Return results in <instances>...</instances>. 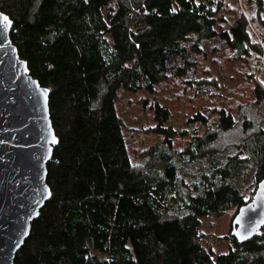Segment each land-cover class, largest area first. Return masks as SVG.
<instances>
[{
  "label": "trees",
  "instance_id": "trees-1",
  "mask_svg": "<svg viewBox=\"0 0 264 264\" xmlns=\"http://www.w3.org/2000/svg\"><path fill=\"white\" fill-rule=\"evenodd\" d=\"M224 6L221 0H0L20 58L50 90L58 137L47 162L51 197L14 264H264V227L244 243L229 234L224 251L205 245L201 232L204 217L235 207L234 217L251 200L254 193L246 197L238 177L252 171L256 181L264 179L262 1H241L258 34L240 9L223 28ZM216 40L232 57L251 61L252 74L261 63L263 81L253 82L255 108L245 107L236 119L224 100L194 113L190 134L174 124L158 85L171 79L184 89L196 85L202 50ZM122 93L147 94L136 100L150 114L143 132L156 139L145 170H137L129 150ZM251 111L260 114L258 122L249 119ZM240 123L243 137L225 145L222 135ZM179 137L190 138L181 151Z\"/></svg>",
  "mask_w": 264,
  "mask_h": 264
},
{
  "label": "water",
  "instance_id": "water-1",
  "mask_svg": "<svg viewBox=\"0 0 264 264\" xmlns=\"http://www.w3.org/2000/svg\"><path fill=\"white\" fill-rule=\"evenodd\" d=\"M12 27L13 21L0 10V264H14L31 222L51 197L47 162L58 145L49 113L50 90L29 73L11 41ZM263 227L264 179L257 182L251 200L237 209L230 234L244 243Z\"/></svg>",
  "mask_w": 264,
  "mask_h": 264
},
{
  "label": "rangeland",
  "instance_id": "rangeland-1",
  "mask_svg": "<svg viewBox=\"0 0 264 264\" xmlns=\"http://www.w3.org/2000/svg\"><path fill=\"white\" fill-rule=\"evenodd\" d=\"M215 1V0H214ZM242 0H221L224 4L222 16L225 22L221 24L226 28L228 23L232 21V16L237 9H240L243 16L250 24L252 30L258 34L255 27L256 19H250L248 12L241 6ZM219 12V11H218ZM252 14L253 11L249 10ZM219 21H218V24ZM258 27V26H257ZM207 48L202 50L203 66L198 73V81L196 85L189 89L182 87V81L169 80L165 84L158 85V98L162 104L168 106L171 110V117L174 124L179 125L180 128L186 130L190 134L195 130V126L189 123V118L197 111L204 112L215 106L225 103L231 108L232 113L236 114V119L245 107L255 108L250 102L254 100L252 92L253 82L260 83L261 79L257 76V71L261 68V63L257 66V71L251 73L252 62L242 58H234L230 52L223 48L218 40L206 44ZM264 70V66H263ZM252 76V78H251ZM124 103L120 110L123 113L124 121L127 126V142L131 156L135 160V167L137 170H145L148 167L146 155L151 146L154 145L156 139L151 134L144 133V129L149 124V112L142 109L136 100L146 97V93H138L129 96L128 93H122ZM263 105L264 103H260ZM262 111V109H261ZM249 119H254L258 122L260 114L256 111H251ZM241 124V123H240ZM242 124L229 133L223 136L225 145L229 143H236L242 136ZM189 137H179L176 142L178 151L189 143ZM179 155L174 157V160L180 161ZM180 163V162H179ZM238 184L241 185L246 197L252 196L257 182L254 172H250L245 176L237 178ZM253 191V192H252ZM235 207L230 208L227 212L220 216L210 214L202 219L201 232L203 242L205 245L214 250L224 251L229 245V236L231 231L232 218Z\"/></svg>",
  "mask_w": 264,
  "mask_h": 264
},
{
  "label": "snow or ice",
  "instance_id": "snow-or-ice-1",
  "mask_svg": "<svg viewBox=\"0 0 264 264\" xmlns=\"http://www.w3.org/2000/svg\"><path fill=\"white\" fill-rule=\"evenodd\" d=\"M6 20H7V18H3V21H5V22H6Z\"/></svg>",
  "mask_w": 264,
  "mask_h": 264
}]
</instances>
